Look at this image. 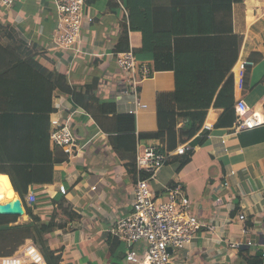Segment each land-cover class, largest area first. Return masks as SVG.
<instances>
[{
    "label": "crops",
    "instance_id": "crops-1",
    "mask_svg": "<svg viewBox=\"0 0 264 264\" xmlns=\"http://www.w3.org/2000/svg\"><path fill=\"white\" fill-rule=\"evenodd\" d=\"M134 1L138 3L133 16L136 29H128V48L138 64L148 66L150 77L141 82L136 95L146 107L137 108L130 123L114 118L130 115L135 103L125 93L124 76L114 62L115 53L125 51L119 37L129 25L116 0H86L93 22L81 31L79 53L51 48L57 24L52 0H16L7 10L0 5V26L16 31L15 47L30 48L38 54L40 65L65 75L66 89L57 87L52 92L49 119L71 117L76 143L86 145L68 158L66 151L49 141L52 170L30 172L28 177L37 182L28 186L23 199L9 175L0 172L5 185L0 204L14 203L19 208L15 214H5L14 216V222L0 225V257L18 255L31 242L41 254L58 256L59 264H121L126 247L109 228L130 211L135 155L128 142L121 145L120 155L114 149L120 140L115 138L132 131L137 139L135 152L137 145L162 144L158 139H138L139 134L156 131L157 95L170 94L175 86L174 72L154 70L155 60L197 63L211 57L219 70L228 68L225 77L232 74L233 109L242 97L260 122L253 129L231 133L232 125H216L225 110L210 107L201 126H211L203 129L208 132L205 141L183 165L179 156H172L150 181L149 189L162 201L170 189L178 187L204 224L191 244L173 252L176 264H264V0L239 4L232 0ZM208 36L214 40H206ZM239 59L254 62L241 93L235 91ZM106 110L115 115H106ZM6 126L3 155L27 156L24 140L14 143L13 130ZM41 155L47 157L44 152ZM20 175L26 177L24 172ZM59 186L65 187L64 194ZM29 192L35 201L28 200ZM241 213L246 217L243 222L238 219ZM246 240L251 244H244ZM233 241L242 244L232 249ZM131 249L141 251L143 244L136 242Z\"/></svg>",
    "mask_w": 264,
    "mask_h": 264
},
{
    "label": "trees",
    "instance_id": "trees-1",
    "mask_svg": "<svg viewBox=\"0 0 264 264\" xmlns=\"http://www.w3.org/2000/svg\"><path fill=\"white\" fill-rule=\"evenodd\" d=\"M120 2L129 17V25L124 26L119 37L126 51L128 29H136L133 16L137 13L138 3L134 0H120ZM232 3L239 4L242 0H232ZM147 13L148 10L143 12V14ZM15 35L14 29L9 30L8 27L0 26V172L9 175L14 190L23 199L28 186L34 181L37 182L35 177H28L30 172L35 170L38 172L43 168H48L50 172L52 170L54 162L47 151L50 131L49 114L53 111L51 96L57 87L66 89L63 86L66 84V77L40 65L36 58L38 54L32 52L30 48L21 50L19 46L15 47L13 43L16 39ZM205 39L214 40L211 36ZM218 66L219 64L211 57L201 59L197 63L160 62L156 59L154 70H172L175 86L172 93L157 95L156 131L139 134L138 139H158L164 151H173L178 144L189 141L191 146L197 147L208 135L201 126L210 107L225 110L216 122L217 126H231L234 122L233 77L232 74H227L225 77L228 68L219 70ZM104 113L111 117L115 115L111 110H106ZM114 118L117 122H134L131 114L115 115ZM7 124L13 130L14 143L22 144L24 140V149L29 151L27 156L5 157L3 155ZM115 139L117 142L120 140L119 144L114 143V149L120 155L124 150H121V145H125L126 142L132 143L134 157L137 139L132 131L118 134ZM42 152L47 154L46 158L41 155ZM192 152L178 155L182 165L189 161ZM4 163L9 166H4ZM25 163L28 164L24 166ZM23 172L26 177H21L20 174ZM14 221V216L0 215V225ZM42 255L47 264H59L58 256L52 258L47 253Z\"/></svg>",
    "mask_w": 264,
    "mask_h": 264
},
{
    "label": "built area",
    "instance_id": "built-area-1",
    "mask_svg": "<svg viewBox=\"0 0 264 264\" xmlns=\"http://www.w3.org/2000/svg\"><path fill=\"white\" fill-rule=\"evenodd\" d=\"M123 16L127 19L128 12L120 0H116ZM16 0H0L5 10L11 9ZM57 16V24L50 40L51 48L63 51L81 52V31L93 22V16L86 10V0H52ZM128 24V22H127ZM75 44L78 47H74ZM115 65L124 76L125 93L134 98V114L137 108H145V104L136 99L137 90L142 81L150 77V70L146 64H138L132 49L115 53ZM254 66L248 59H239L235 66V91L241 93L245 89L246 74ZM234 122L231 133L250 130L256 127L260 120L255 118L242 97L234 104ZM49 141L53 146L61 147L68 153V158L84 146L76 143V135L72 129L71 117L50 120ZM203 129L210 130L211 126L204 124ZM202 129V130H203ZM190 142V141H189ZM189 142L179 144L173 151H163L162 144L151 143L137 145L134 158L135 182L131 192L130 211L112 221L110 234L126 247L124 261L121 264H176L173 252L184 250L197 237L204 224L191 212L188 198L178 188L168 191L165 200H158L151 193L149 183L158 170L165 165L172 156L183 155L193 151L196 147ZM224 140H222V143ZM229 175H233L230 171ZM227 186L228 182L225 181ZM94 189V187H92ZM59 191L65 193V187L59 186ZM28 200L35 201L33 192H29ZM244 214L238 219L243 222ZM142 243L141 251L132 250L134 243ZM242 243L231 242L232 249H237ZM246 245L251 242L246 240ZM170 250V252H169ZM264 259V252L261 254ZM0 264H47L35 243H27L18 255L0 257Z\"/></svg>",
    "mask_w": 264,
    "mask_h": 264
},
{
    "label": "bare ground",
    "instance_id": "bare-ground-1",
    "mask_svg": "<svg viewBox=\"0 0 264 264\" xmlns=\"http://www.w3.org/2000/svg\"><path fill=\"white\" fill-rule=\"evenodd\" d=\"M3 183H1L0 182V199H2L3 198V193L1 192L2 190H1V188L3 187ZM5 186V185H4ZM4 192V191H3ZM7 192V191H6ZM8 194V193H7ZM5 198V197H4ZM3 198V199H4ZM2 201V200H1ZM19 210V208H18V205H16V204H14V203H12L11 205H10V207H8V210L7 211H9V212H17Z\"/></svg>",
    "mask_w": 264,
    "mask_h": 264
},
{
    "label": "water",
    "instance_id": "water-1",
    "mask_svg": "<svg viewBox=\"0 0 264 264\" xmlns=\"http://www.w3.org/2000/svg\"><path fill=\"white\" fill-rule=\"evenodd\" d=\"M8 207H10V205L9 204H0V215L1 214H15V213H17V212H9V211H7L8 210ZM169 252H170V250H169Z\"/></svg>",
    "mask_w": 264,
    "mask_h": 264
}]
</instances>
